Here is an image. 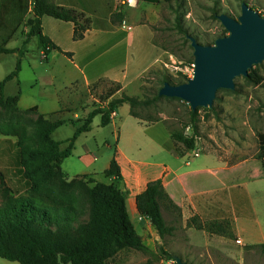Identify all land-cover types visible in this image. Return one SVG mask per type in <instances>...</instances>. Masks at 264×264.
<instances>
[{"label":"crops","instance_id":"1","mask_svg":"<svg viewBox=\"0 0 264 264\" xmlns=\"http://www.w3.org/2000/svg\"><path fill=\"white\" fill-rule=\"evenodd\" d=\"M53 1L59 6L84 13L92 20V26L83 40L75 41L73 23L51 17L42 19L44 35L60 51L53 50L46 58L41 51V61H59L62 66L57 72L51 69L46 75L31 68H28L31 70L28 73L23 56L19 76L9 82L18 86L20 82L18 91L8 96L14 97L20 92L19 109L27 111L35 108L38 115L53 121L67 120L73 115L75 119H86L95 107L108 104V101L101 102L95 98L92 87L101 81L119 83L122 90L114 97L121 95L162 57L161 49L154 42L152 25L144 21V15L145 11H150L163 0H136V6L122 5L125 0ZM124 23L130 30L124 27ZM144 28L150 31L147 37L139 35L137 38L136 30ZM122 34L126 37L128 48L151 61L140 73H137L138 64L133 69L127 67L123 70L117 66V60L122 56ZM12 55L18 57L17 53ZM38 86H43V89L52 87V93L43 94L41 90H36ZM79 91L84 93L80 98L75 96ZM84 101L89 104L83 106ZM81 120L63 126L70 127L72 133L56 140L63 142L62 149L68 147V141L83 123ZM63 127L57 129L53 136ZM199 137L198 146L202 153L192 158L190 151H186L181 144L176 146L163 121L148 123L138 119L131 114L130 105L124 104L112 115L111 123L106 127L101 125L100 116L93 119L91 130L79 135L71 156L63 160L61 170L68 181L87 177L127 191L128 213L148 250L156 243L163 245L166 239H161L151 222L139 213L137 197L151 182L161 181L165 193L176 207L169 208L167 200L160 202L167 225L173 227L172 234L167 237L176 239L172 244L179 252L184 257L188 256L187 259L194 264H198L199 260H194L193 251L204 258V264H216L214 251L224 259L234 260L240 258L246 248L264 245L263 163L257 159L258 151L249 153L245 142L238 137H217L214 133ZM9 152L14 159L10 165L13 171L10 174L0 172L5 174L8 184L15 187L20 180L17 176L20 169L17 166V146L11 145ZM114 158L120 166L122 181L105 176ZM193 219L200 222L227 221L233 237L200 230L192 222ZM237 240H241L242 244H237ZM1 261L0 264H6Z\"/></svg>","mask_w":264,"mask_h":264},{"label":"trees","instance_id":"2","mask_svg":"<svg viewBox=\"0 0 264 264\" xmlns=\"http://www.w3.org/2000/svg\"><path fill=\"white\" fill-rule=\"evenodd\" d=\"M163 2L176 3L181 7L182 0ZM44 17L73 23L75 41L83 40L92 26V20L84 13L59 6L53 0H0V55L16 53L19 55L15 70L0 81V103L5 100L7 83L19 76L21 58L28 52V45L34 38L37 39L45 58L53 50L60 51L43 33ZM181 17H177V29L185 35L188 42L187 36L190 35L181 25ZM215 18H218L217 14ZM22 26H25L27 31L23 34L25 39L21 48H8V44ZM225 34L220 37H224ZM64 54L71 56L70 53ZM189 80L186 78L175 83L169 76H165L162 83L180 85ZM245 80L251 85L259 86L263 83L264 77L254 67ZM111 83L113 89H109L100 97L101 102L108 101L107 106L95 107L89 113L68 141L66 149L62 150L63 142L54 141L52 135L70 122L50 121L43 115H38L33 137L25 135L20 138L17 143V166L20 168L17 176H20V180L16 182L15 187L10 186L5 174L0 172L1 259L20 264H106L125 249L149 251L128 213L127 191L117 188L114 184L92 182L94 186H89V182L85 183L83 180L85 177L68 182L61 170L63 160L72 154L74 142L79 135L91 130L95 117L100 116L101 125L106 127L111 123L112 114L120 106L129 104L131 114L145 120L136 110L140 107H149L153 103L126 94H122L120 98L114 97L122 90V85ZM20 95L19 92L14 97H8L6 101L18 106ZM200 110L202 108L195 112L191 110L189 123L181 129H170L162 119L150 122L163 121L176 146L181 144L186 151H190L195 148L196 141L194 137L185 136V129L190 126L194 136H199ZM213 110L214 108L206 111ZM28 111L36 112V109ZM30 139L35 140L32 145L28 143ZM258 143L257 159L262 161L264 167V133L258 134ZM105 176L122 181L121 169L115 158L106 170ZM54 181L59 184L60 192L52 188L51 184ZM64 192L72 196V199L66 198ZM74 196L77 198H73ZM162 200L169 202V208H176L165 193L162 182L154 181L137 197V208L139 213L151 222L160 238L165 240L172 234L173 227L167 225L164 219L160 205ZM192 222L200 230L233 237L230 223L227 221L200 222L193 219ZM250 248H260L264 252V245ZM168 257L175 261V256Z\"/></svg>","mask_w":264,"mask_h":264},{"label":"rangeland","instance_id":"3","mask_svg":"<svg viewBox=\"0 0 264 264\" xmlns=\"http://www.w3.org/2000/svg\"><path fill=\"white\" fill-rule=\"evenodd\" d=\"M244 2L264 17V0H182L181 7H178L176 3L162 2L152 7L150 11H145L144 21H148L152 25L154 42L161 49L162 57L135 84L116 97L120 98L122 94H126L141 101H151L153 103L151 106L140 107L136 110L148 123H152L150 121L154 119H162L166 121V124L172 130L181 129L185 124H188L190 111L192 110L190 105L182 100L169 99L159 95V91L164 85L162 80L165 76H169L175 83H178L179 80H186V78H193V48L189 39H187V42L185 35L178 31L177 17L182 16L181 25L188 31L190 36L197 38L198 42L203 45L208 43L213 45L216 39L227 32L219 19L215 18V15L227 14L238 19L241 15V5ZM25 30V26H22L7 47L21 48L22 38H25L23 35L26 33ZM149 32L148 28L137 29L136 36L138 38L141 35L145 38ZM227 35L228 32L225 36ZM125 38L123 34L120 37L122 56L117 60V66L120 70H123L127 67L133 69L138 64L139 70H137V73H140L151 61L147 56L128 48ZM17 56L12 54L1 55L0 79L5 78L15 70L19 59L18 54ZM24 57L25 68L28 73L31 72L28 68H31L36 69L42 75H46L51 69L57 72L62 66L59 61L53 63L41 61V50L36 38L28 45V52L24 54ZM65 66L68 67L69 65L65 64ZM255 69L264 77V63L256 66ZM19 86L14 82L9 83L5 90V100L0 103V171L8 174L13 171L10 165L14 160L9 148H11V145L17 146L20 138L25 135L29 138L33 137L38 118L37 112L23 111L12 102L6 101L8 96L18 91ZM36 88V90H41L40 92L46 95L52 93V87L43 89V86H38ZM109 89H113L112 83L101 81L92 87L91 91L95 98L100 99ZM83 94L82 91H79L75 96L80 98ZM158 96L160 98H157ZM87 104L89 103L84 101L83 106ZM93 104L92 102L91 106ZM46 119L53 121L50 118ZM58 120L74 124L81 119H75L73 115L70 119ZM198 126L200 136L207 137L209 133H214L217 137H238L245 142L244 145L249 148L247 149L249 153H255L256 150L258 156V134L264 133V81L261 85L254 86L249 84L245 78H238L235 91L221 90L218 92L213 111H206L205 109L199 111ZM63 128L59 133L52 135L54 141L64 139L72 133L70 127ZM34 142V139L28 140L31 145ZM83 180L85 183L89 182V186H94L92 182H96L94 179L87 177ZM58 185L55 181L51 184L54 190L60 192L61 189ZM63 195L68 199H72V196L66 192ZM73 198H77V196ZM175 240L167 237L165 242H162L163 245L156 243V245L150 247L148 252L132 249L122 250L106 264H176L168 255L179 256L184 261L194 264L187 259L188 256L184 257L179 252L180 250L172 244ZM191 254L194 255V260H199L198 264H204V258H201L198 253L193 251ZM214 256L217 259L216 264H264V252L260 248H246L241 257L234 260L222 258L217 251H214ZM0 260H3L1 262H6V264H19L1 258Z\"/></svg>","mask_w":264,"mask_h":264},{"label":"water","instance_id":"4","mask_svg":"<svg viewBox=\"0 0 264 264\" xmlns=\"http://www.w3.org/2000/svg\"><path fill=\"white\" fill-rule=\"evenodd\" d=\"M218 19L228 35L213 45L187 36L193 48V78L180 85L166 82L159 91L161 97L182 100L193 112L211 110L219 91H235L238 78H247L254 67L264 63V17L260 13L244 2L238 19L227 14ZM175 261L190 264L177 256Z\"/></svg>","mask_w":264,"mask_h":264},{"label":"built area","instance_id":"5","mask_svg":"<svg viewBox=\"0 0 264 264\" xmlns=\"http://www.w3.org/2000/svg\"><path fill=\"white\" fill-rule=\"evenodd\" d=\"M122 5L136 6L137 5V1L136 0H125V1H122ZM124 27L127 28L128 30H130V27H128L126 23H124ZM101 105L102 106H100V107H105V106H107V103H104V104H101ZM185 136L188 137V138L194 137L195 141H196L195 148L190 150V154H191L192 158H196V157L200 156V154L202 153V150L198 146V142L201 140V138L199 136H194L193 129L190 126H188L186 128ZM236 243L239 244V245L242 244L241 240H237Z\"/></svg>","mask_w":264,"mask_h":264}]
</instances>
